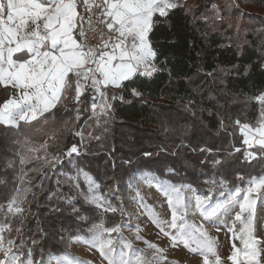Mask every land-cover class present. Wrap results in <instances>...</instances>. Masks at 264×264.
Returning a JSON list of instances; mask_svg holds the SVG:
<instances>
[{"label":"trees","instance_id":"1","mask_svg":"<svg viewBox=\"0 0 264 264\" xmlns=\"http://www.w3.org/2000/svg\"><path fill=\"white\" fill-rule=\"evenodd\" d=\"M179 2L181 7L167 18L155 17L148 34L160 71L144 79L141 97L131 95L135 85L127 82L117 91L103 88L112 98L110 107L93 115V90H86L77 103L74 89L69 88L39 123L0 124V205L4 206L0 225L9 226L11 238L32 249L35 261L68 252V237H87L93 223L102 220L105 227H112L119 219L113 213L88 210L94 207L85 204L67 180L66 173H76L77 167L99 181L100 191L110 197L113 181L122 180L125 187L137 172L176 185L188 182L204 196L213 187L205 181H225L223 187L214 186L210 198L264 175L261 152L245 147L236 125L237 121L257 125L264 112V104L255 99L264 92V15L243 10L239 0H198L192 9L188 0ZM8 96V88L0 84V107ZM79 129L82 140L75 135ZM81 141L79 156L62 157V166L54 172L48 169L41 145L47 142V159H51ZM199 148H210L228 163L218 169L204 167ZM245 151L255 152L256 158L246 161ZM145 152L153 155L145 158ZM21 157L27 161L23 184ZM129 160L131 166L125 163ZM170 168L175 174L169 173ZM78 183L85 190L84 182ZM18 188L24 198L23 213L5 215ZM68 200L80 201L76 207L89 218L87 222L76 220ZM33 240L38 243L33 245Z\"/></svg>","mask_w":264,"mask_h":264},{"label":"snow or ice","instance_id":"2","mask_svg":"<svg viewBox=\"0 0 264 264\" xmlns=\"http://www.w3.org/2000/svg\"><path fill=\"white\" fill-rule=\"evenodd\" d=\"M179 7H181L179 0H0V84L16 90L14 96L0 107V124L18 126L20 122L39 123L45 119L46 114L52 113L69 88L74 89L73 99L77 103L89 88L99 91L101 87L107 85L124 86V82L135 85L130 88L131 95L141 97L143 92L139 88L145 86L144 79H151L160 71L155 66L157 51L148 39V34L155 24V17L167 18L172 10ZM215 7L213 5V8ZM80 8H83V13L79 11ZM94 11L98 12L96 16L98 23L104 24L110 33L116 35H110L107 40L92 46L88 43L83 20L85 14ZM88 20L91 22V15L88 16ZM100 95L103 96V93ZM255 99L264 104V92ZM96 107L97 105L93 103V111ZM241 132L245 136L244 144L251 147L255 142L261 151H264V112L261 113L258 126L244 124ZM253 133H258L259 138ZM75 135L81 133L77 132ZM249 136L252 137L251 140L248 139ZM40 147L45 152L44 163L53 172L58 166H62V157L71 158L81 154L80 147L72 144L64 153L47 159V142ZM198 151L205 157L201 161L204 167L218 169L228 163L226 159L221 158V154L213 153L210 148H199ZM235 151L239 152L240 149ZM152 155L150 152L143 153L145 158ZM256 155L255 152L245 151L244 159L251 161ZM19 163L20 182L23 184L27 175L23 172V165L27 161L21 157ZM69 163H72L71 159ZM125 163L131 166L133 162L129 160ZM168 171L175 174V169L170 168ZM81 174H84L85 180L88 181L87 193H81L84 196V203L94 206V209L88 210L99 209L102 215L108 212L115 214L117 209L104 196L96 194L99 186L83 173V169L77 167L76 177H69V180H78ZM237 178L242 179L239 176ZM156 183L165 196L171 212L170 219L167 220L153 214V223L160 232L170 237L173 246L183 244L191 252L199 254L202 258L201 264H224V258L216 250L215 240L208 236L203 225L188 223L191 198L183 195L184 186L159 180H156ZM205 183L213 187L208 189V195L203 199L200 196L195 197V207L201 214L211 217L215 215L216 210L205 208V204L209 201L214 186L219 183L223 187L226 182L212 178ZM73 186L79 189V183H74ZM23 191L26 193L28 189ZM261 191H264V176L250 178L248 187L244 190V202L240 203V211L236 213L233 225L229 227V231L236 237L235 222L239 221L242 225L236 237L242 247H237L233 242L232 251L226 257L229 264H264V240L253 234L251 215L247 217V223L243 218V213L251 208L253 194L258 195ZM136 196L142 203L143 197L139 191ZM23 199L21 189L18 188L7 202L5 215L22 214ZM67 203L76 220L88 221L89 218L81 214V208L76 207L80 201L73 203L68 200ZM145 207L147 208V205ZM3 209L4 206L0 205V211ZM12 231L11 228H7L9 235L6 237L5 228L0 227V264H44L43 261L37 262L32 258V249H25L22 240L17 243L11 238ZM15 231L19 235L21 230L17 228ZM89 232L90 239L70 235L68 241L71 243L72 240L78 242L83 240L89 243L108 260V264H148L141 256L135 255L136 252L143 250L132 248L130 243H124L123 247L131 249V257L123 250L117 252V243L112 234H120L119 225L105 227L101 220L99 223H93ZM123 239L120 235L121 242ZM136 239H143L138 228ZM37 243L36 240L32 241L33 245ZM145 243L155 250L154 260H166L162 256L163 249L148 241ZM56 262L91 264L90 261L72 258L67 253L58 256Z\"/></svg>","mask_w":264,"mask_h":264},{"label":"rangeland","instance_id":"3","mask_svg":"<svg viewBox=\"0 0 264 264\" xmlns=\"http://www.w3.org/2000/svg\"><path fill=\"white\" fill-rule=\"evenodd\" d=\"M190 2L189 7L192 9L197 5L198 0H188ZM242 3H239L243 10L254 11L258 14L264 15V1L257 2V0H239ZM110 90V89H109ZM117 91L112 90L110 92ZM93 96L91 97V112L93 115H98L99 113L109 107L110 99L107 95V90L100 88L99 91H93ZM103 93V96L100 93ZM95 97V99H93ZM95 103L97 105L95 111L92 109V104ZM239 132L245 136L241 132V127L244 124H236ZM251 126V125H250ZM254 125L253 127H256ZM81 129V128H80ZM78 130L81 135L79 138L82 140L84 137L81 130ZM247 131V129L245 130ZM257 138H259L258 133H253ZM248 139H252L251 136ZM82 141L79 144V147L82 146ZM245 147L249 148V145L245 144ZM254 148H258L261 152V155L264 157V151H261L260 146L253 142L252 146ZM251 152V151H250ZM82 169V168H81ZM83 173H86L87 176L95 181V184L100 187L99 181L95 180L94 177L83 169ZM67 180L69 177H76V173H66ZM260 176H252L253 177H261ZM153 175L148 172H137L134 176L130 177L126 182L125 187H122L120 182L122 180L113 181L110 187H108V191H113L114 196L110 197L108 194H104V192L100 191L98 188L96 194L104 196L116 209V215L119 216L115 225L120 226V234L113 233V239L117 243V252L123 250L128 253L129 257L132 256L131 249H127L123 247L124 243H130L132 248L143 250L142 252H136L135 255L141 256L143 260L147 261L148 264H201V256L197 253L191 252L187 247L183 244H179L177 246H173L171 239L169 236H165L160 232L159 228L153 223V214H158L161 219H170L171 212L168 207L167 201L163 193L161 192L156 180L160 182H168L163 181L161 179H153ZM250 178L243 184L234 189L224 190L220 195L216 197L209 198V201L205 204V208H215V215L211 217H207L201 214V211L195 207V197L200 196L202 199L204 195L199 191H196L191 184L188 182H180L177 185H183V195L191 198V205L187 215L188 223H194L197 226L203 225V228L207 231L208 236L215 240L216 250L218 254L224 258V264H229L226 260V257L232 251L233 242L236 243L237 247H242L239 242V228L242 227L239 221L235 222V230L236 237H234L233 232L229 231V227L233 225V221L237 212L240 211V203L244 202V195L246 188L248 187V181ZM74 183H78L79 181L84 182L85 190L76 188V192L84 199V196L81 193H87L88 190V181L85 180L84 174H81L78 180H69ZM173 184V183H172ZM131 185V186H130ZM111 188V189H110ZM123 189V190H121ZM240 189L241 191L237 192L236 190ZM139 191L140 196L143 197V202L137 198L136 194ZM253 203L251 204V208L248 211L243 213V218L245 219V223H247V217L251 215L252 217V228L253 234L258 238L264 240V191H261L258 195L253 194L252 196ZM147 205V208L145 207ZM107 205H105L106 207ZM94 207V206H93ZM121 209L123 213H121ZM112 213V212H108ZM0 227L5 228V236L7 233V228H10L7 225H0ZM139 229V235L143 237V239H136V230ZM174 231V230H173ZM120 235H122L123 242L120 241ZM7 237V236H6ZM83 237V236H82ZM91 233L85 239H90ZM13 239V238H12ZM145 241L153 243L157 245L160 249H163L162 256L166 258V260L161 259L159 261L153 259L154 249H151L147 246ZM195 246V245H193ZM72 258H79L80 260L90 261L91 264H108V260L104 259L100 252L91 247L89 243L85 241H76L72 240L69 243L68 252ZM64 254V253H62ZM59 255H49L44 264H57L56 258Z\"/></svg>","mask_w":264,"mask_h":264},{"label":"built area","instance_id":"4","mask_svg":"<svg viewBox=\"0 0 264 264\" xmlns=\"http://www.w3.org/2000/svg\"><path fill=\"white\" fill-rule=\"evenodd\" d=\"M92 16L91 22L88 20V16ZM98 12L87 13L84 15L83 26L86 30L88 37V43L92 46L101 43L102 40H107L109 36H115V33H110L104 24L98 23L96 16Z\"/></svg>","mask_w":264,"mask_h":264},{"label":"crops","instance_id":"5","mask_svg":"<svg viewBox=\"0 0 264 264\" xmlns=\"http://www.w3.org/2000/svg\"><path fill=\"white\" fill-rule=\"evenodd\" d=\"M79 11H81L82 13L84 12V10H83V8H80L79 9ZM149 39V38H148ZM2 85V84H1ZM2 86H4V85H2ZM8 88V90H9V96H8V98L7 99H9V98H12L13 96H14V93H15V89H13L11 86H8L7 87ZM101 88H108V89H111V90H119L120 88H121V86H115V85H107L106 87H101ZM6 99V100H7ZM5 100V101H6ZM4 101V102H5ZM4 102L2 103V105L4 104ZM2 105H1V107H2ZM9 126H16V125H9Z\"/></svg>","mask_w":264,"mask_h":264}]
</instances>
